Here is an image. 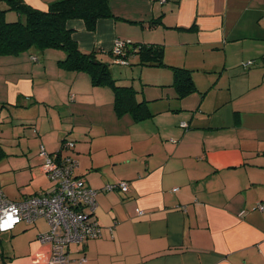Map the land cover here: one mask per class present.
Masks as SVG:
<instances>
[{
  "label": "crops",
  "instance_id": "obj_1",
  "mask_svg": "<svg viewBox=\"0 0 264 264\" xmlns=\"http://www.w3.org/2000/svg\"><path fill=\"white\" fill-rule=\"evenodd\" d=\"M23 1L45 11L57 0ZM110 9L117 20L98 21L94 32L82 21L68 22L81 51L111 58L116 39L162 42L166 65L192 70L199 94L167 101L166 110L143 122L118 118L110 89L103 88L107 98L93 95L84 132L75 133L77 143L65 156L78 162L76 173L91 189L125 181L128 192L95 196L101 237L66 248L69 264H264V210L258 208L264 205V0H110ZM158 16L162 24L154 27L127 22ZM46 52L61 54L48 49L36 61L26 54L0 58V70L9 66V98L0 101L7 103L0 120L36 122L47 99L39 97L44 91L37 89L35 67L30 79L18 64H45ZM247 61L255 64L244 68ZM137 68L142 79L147 75L144 83L170 81L168 69L144 74L148 69ZM73 76L64 86L85 81L78 79L82 74ZM88 84L82 90L94 94L98 87ZM66 96L75 99L76 93ZM20 98L22 108L13 107ZM32 100L36 104L28 106ZM73 114L70 107L64 116L72 121L70 133ZM46 133L41 144L49 153L57 151L47 145ZM47 231V223L38 220L0 233V264H51L50 248L36 241Z\"/></svg>",
  "mask_w": 264,
  "mask_h": 264
},
{
  "label": "trees",
  "instance_id": "obj_2",
  "mask_svg": "<svg viewBox=\"0 0 264 264\" xmlns=\"http://www.w3.org/2000/svg\"><path fill=\"white\" fill-rule=\"evenodd\" d=\"M15 17L17 18L15 19ZM161 17L158 16L156 19L147 22H127L140 25L141 27L145 25L154 27L162 24ZM115 19L110 9V0H57L49 4L45 11L32 8L24 3L23 0H0V56L15 57L26 54L31 61H36L35 55L45 50L60 51L62 57L57 63L61 70L72 75H86L92 87L110 89L113 94V108L116 116L118 118L129 116L134 122L152 119L163 108L166 110L164 106L167 101L177 103V101L184 100L191 95L199 94L192 77V73H194L192 70L166 65L164 62L165 48L162 42L131 43L116 39L114 42H119L121 45L117 46L116 49L112 47L110 51L112 61L110 64L97 58L96 52L85 53L81 51L76 41L72 38V30L67 26L68 22L78 20L83 22L87 32H94L98 21ZM131 57L135 58L131 59ZM132 64L142 69H168L171 72L169 83H146L147 85L144 84V87L148 86L149 90L153 92L170 91L173 93L171 98L167 99L162 94L149 98L143 88L137 89L134 85H119L118 81H123L124 79L114 76L112 69L110 70L111 66L126 68L132 66ZM128 79L129 81L136 80L133 77ZM138 79L143 84V79ZM159 88H165V90ZM142 93L146 97L140 99L138 94ZM20 101L21 98L17 99L13 107L22 108ZM6 104L0 103V111L3 108L2 106ZM35 104L36 102L32 100L28 106ZM164 110L162 112H166ZM11 121L9 120V122ZM181 124L180 127H187L186 123H184L185 127ZM32 125L26 124L27 127ZM61 140V149L57 150L58 152L54 151V153L62 154L61 150L64 148L65 142L74 143V141H68L67 136H64ZM40 146H43V144H40ZM76 170L77 168L75 173ZM84 181L86 183L85 179ZM107 185H104L99 190H93L89 186L88 188L98 195L99 192H106L105 187ZM113 191L125 194L117 187ZM30 196L32 195L24 197L18 202L8 201L19 203ZM91 219L99 227L100 236L87 239L86 241L101 237L102 228L96 219L95 210L91 214ZM80 261L83 262L82 260Z\"/></svg>",
  "mask_w": 264,
  "mask_h": 264
},
{
  "label": "rangeland",
  "instance_id": "obj_3",
  "mask_svg": "<svg viewBox=\"0 0 264 264\" xmlns=\"http://www.w3.org/2000/svg\"><path fill=\"white\" fill-rule=\"evenodd\" d=\"M125 8V2L123 4ZM122 7V8H123ZM17 17H15L16 19ZM8 20H10L8 18ZM45 53V51H44ZM60 53V52H59ZM49 57L45 58L44 63H23L18 64L21 71L25 77L31 79L32 68L35 67L36 75L34 76L35 81L39 82L37 89H42V94L39 95L40 98L47 99V103L40 105V111L36 115V122H23V125H18L16 122L18 120L15 117L7 116L6 119L0 120V191L11 201L18 202L23 198L24 194L36 195L40 192H48L52 190L57 181L49 179L45 173L40 170L41 160L38 156V148L41 144L42 131H46L45 140L48 142L47 145H56L57 149L60 150L61 139L64 136H67L68 141H76L77 137L75 133H83L84 129L82 128L84 121L87 120L89 111L91 110V98L93 95L100 98H107L106 92L103 88L98 87L94 90V94L85 93L82 90V87L88 86L89 79L86 75L79 76L78 79H84L85 81L81 82L79 80V86L75 83L73 87L71 85L64 86V82L69 80L70 82L75 81V76L67 73L64 70H61L58 65L61 55L55 52L47 53ZM9 58L11 56H0V58ZM98 58H102L111 64L110 57L105 56L104 54L96 55ZM13 58V57H12ZM14 58H17L16 56ZM25 59H27L25 57ZM4 61V60H3ZM180 66H183L181 63H174ZM40 67V70L38 69ZM187 68H192L191 65H186ZM9 66H4L0 70V101H3L9 98V94L5 89V79L9 78V75H5L4 72H9ZM114 76L124 79L123 81H118L119 85L124 84L123 86H132L134 85L137 89L143 88L147 97L154 98L157 97V94H163L165 92L157 91L153 92L149 90L148 86L144 87V81H139L138 78L142 79V75L139 73V68L134 66H128L126 68L119 66H111ZM196 69V68H195ZM155 69L145 70L144 74L148 71L152 73ZM198 70H205L203 67H200ZM61 71V72H60ZM157 71V70H155ZM27 72V73H26ZM134 73V74H133ZM200 74V73H199ZM197 74V75H199ZM68 76L66 79L65 76ZM209 75V74H205ZM84 77V78H82ZM135 78L134 81H129L128 78ZM144 78H147V75H143ZM116 79V78H115ZM212 79L211 85L216 84L215 77H210ZM148 81V80H147ZM134 82V83H132ZM161 82V81H160ZM214 82V84H213ZM234 82V80L232 81ZM147 85V84H146ZM201 85H199L200 87ZM96 88V87H94ZM93 88V89H94ZM203 88V87H200ZM165 90V88H159ZM66 91L75 92V99L69 98L66 96L69 93ZM108 91V90H107ZM207 91V90H206ZM215 93V92H213ZM145 94H138L140 99L146 97ZM159 95V96H160ZM207 94L204 96L206 97ZM147 99V98H146ZM145 99V100H146ZM152 100V99H150ZM25 104L29 102L25 101ZM70 107L73 108V122H74V132L70 133L68 130L72 128V124L69 119L64 117L69 115ZM105 109V108H103ZM8 120H12L9 122ZM33 124L30 127H27L26 124ZM34 127V128H33ZM39 132V135H38ZM46 145V147H47ZM78 146V144L76 145ZM62 154L65 155L70 150L62 148ZM6 154V155H5ZM13 156H11V155ZM76 157V156H75ZM42 159V158H41ZM43 161V159H42ZM43 163V162H42ZM78 173V172H77ZM44 221V220H43ZM42 224V223H39Z\"/></svg>",
  "mask_w": 264,
  "mask_h": 264
},
{
  "label": "built area",
  "instance_id": "obj_4",
  "mask_svg": "<svg viewBox=\"0 0 264 264\" xmlns=\"http://www.w3.org/2000/svg\"><path fill=\"white\" fill-rule=\"evenodd\" d=\"M119 45L121 43L115 41L114 49ZM254 64L255 61H247L242 65L246 68ZM181 125L186 126L184 123ZM64 148L72 150L74 143L65 142ZM38 155L43 159L40 170L49 179L57 181V184L50 192L32 195L19 203L8 201L0 193V233L13 231L22 221L35 223L44 220L48 231L40 233L36 241L50 248L51 264H69L66 248L100 236L99 227L91 219L96 207V193L88 188L82 177L76 175L78 163L70 156L49 153L44 146H39ZM116 187L123 193L128 192L125 181L107 185L105 190ZM258 208L264 210V205H259ZM136 213L139 216L143 214L140 209Z\"/></svg>",
  "mask_w": 264,
  "mask_h": 264
}]
</instances>
